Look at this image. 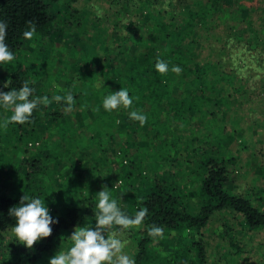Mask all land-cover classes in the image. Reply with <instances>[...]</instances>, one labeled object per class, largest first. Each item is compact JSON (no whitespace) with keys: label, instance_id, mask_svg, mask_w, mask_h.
Returning <instances> with one entry per match:
<instances>
[{"label":"trees","instance_id":"16d2710c","mask_svg":"<svg viewBox=\"0 0 264 264\" xmlns=\"http://www.w3.org/2000/svg\"><path fill=\"white\" fill-rule=\"evenodd\" d=\"M77 1L67 0L61 6L59 0H0V20L8 25L5 43L15 57L0 65V90L18 89L27 81L34 89L30 99L46 95L51 100L54 95L69 92L74 97L69 112H65L64 101L52 100L47 106L40 104L34 109L32 123L9 124L7 131L0 128V144L5 135L17 142L24 141L22 147L10 143L16 154L26 151L28 141L39 138L38 130L46 121L57 125V138L51 147L48 145L54 148V157L19 156L12 176L0 178V237L10 235L6 263L49 264L59 238L85 219L96 218L97 195L103 186H107L110 198L116 199L127 215L134 216L141 207L148 209L139 229L125 231L134 245L131 258L136 264H207L203 230L214 216L225 212L237 217L239 229L264 230V196L258 195L254 203L246 193L233 191L229 186V164L235 160L227 140L235 128L227 129L226 117L242 98L246 82H235L236 68L231 65V57L220 48L204 53L205 48L199 45V35L217 10L216 3L179 0L181 15L177 11L167 15V11L154 13L149 9V17L137 23L141 29L138 25L132 27L131 34L116 43L111 55L104 49L107 44L103 37L93 34L90 40L86 36L87 16L73 7L72 3ZM49 2L53 3L59 20L78 27L74 33L77 38L71 40L79 44L80 50L72 61L70 52L57 48V75L49 70L55 65L47 62L49 73L39 80L41 66L30 65L20 54L30 42L39 52L51 49L46 40L54 20ZM28 21L36 28L32 40L23 37ZM260 26L264 29V25ZM127 41L144 45L145 49L133 52L125 46ZM67 46L65 43L66 49ZM98 49L107 54L101 57ZM157 58L169 65L166 74L156 70ZM174 65L182 69L180 74L171 71ZM71 67L75 69L69 70ZM56 77L57 81L52 82ZM7 80L11 84L4 88ZM121 87L132 97V108L106 111L102 104L104 97ZM41 110H46L45 117ZM132 110L146 115L143 126L129 118ZM7 113L12 114L11 110ZM3 119L0 115V121ZM22 128L26 130L21 131ZM117 129L122 134L120 139L116 137ZM247 140L242 136L239 142L246 145ZM113 155L118 156L119 168L118 164L114 167L109 164ZM47 159L57 162V167L70 162V172L62 182L63 193L57 195L54 209L49 210L58 223L51 225L49 237L28 249L11 236L15 219L8 211L24 193L44 200L46 178L52 180L54 175L52 168L43 166ZM101 169L106 172L100 173ZM11 178L25 180L28 184L24 183V187H28L13 191L6 183ZM108 179L113 180L106 183ZM153 225L179 231L169 252H161L163 246L153 247L155 241L148 235V228ZM234 227L229 220L223 221L219 236L227 239L229 247L238 249L237 240L230 235ZM228 260L239 264L233 255Z\"/></svg>","mask_w":264,"mask_h":264},{"label":"rangeland","instance_id":"374dc122","mask_svg":"<svg viewBox=\"0 0 264 264\" xmlns=\"http://www.w3.org/2000/svg\"><path fill=\"white\" fill-rule=\"evenodd\" d=\"M211 1L216 3L217 10L211 15L209 22L203 26V32L199 35L201 41L199 45H201V48H205L204 53L212 51L213 48H220L219 51L231 57V65L236 68L237 78L235 82L237 84L246 82L242 98L236 102L233 111L226 117L227 129L235 128L227 140L235 160L229 164V186L233 191H243L250 197L252 202L257 203L258 195L264 196L263 187L260 186H264V29L260 26L264 25V0ZM66 2L67 0H59L61 6H65ZM178 3L179 0H78L72 5L79 8L87 16L86 36L90 38L94 34L96 37H103L107 44L104 49L112 52V55V49L116 46V43H120L123 37L131 34L132 27L138 25V29H141L137 23L149 17L147 15L149 9L153 10L154 13L158 11L165 13L167 11V15H172L175 11L177 13L181 12L178 9L181 4ZM97 6L103 12L102 17L96 14ZM49 11L54 17L53 28L46 38L48 44L51 45V49L46 48L43 52H39L35 48L36 46H33L34 44L30 42L20 54L30 65L38 63L41 66L39 80H43L49 73L48 64L50 62L55 66L49 70L54 71L53 73L57 75V48H63L65 52H70L69 57L72 61L78 57V51L80 50L79 44L71 40L77 38L74 33H77L78 27L72 23L67 26L68 22L64 24L59 20L51 2H49ZM248 17L250 18L248 19ZM261 18H263V21H261ZM249 20L252 21V24L249 23ZM82 38L86 39L84 36ZM90 40L92 39L90 38ZM149 41L154 43L151 40ZM65 43H68L67 49ZM71 45H74L75 48H72ZM125 46H128L133 52L145 49L144 45H134L131 41H127ZM98 52L101 57L107 54L103 52V49H98ZM73 69L75 68H69L71 71ZM54 81H57V77L52 80V82ZM243 98L247 101L241 102ZM40 113H43L45 117L46 110L43 112L41 110ZM7 114L9 113L3 107H0V115L5 117L8 116ZM89 117L92 119L91 115ZM85 121H88V118ZM39 124L36 126L37 129ZM27 126L29 127V125ZM25 130L21 129V131ZM38 131L39 138L28 141L25 147L26 151L16 153L19 155L14 154L10 146L15 142L22 147L24 141L19 140L17 142L15 138L9 139V136L5 135L4 142L0 144V178L7 179V177L12 176L16 165L19 164V156L29 159L33 156L46 154L54 157V148H49V146L51 147L53 139L57 138V125L46 121V124L41 126ZM121 135L117 129V139H120ZM242 136L248 139L246 141L247 146L239 142ZM117 157L113 155L110 158L111 162L109 161V164L111 167L117 164L118 168L120 167L121 164ZM97 163L100 162L97 161ZM53 164L54 162L50 159L43 163V166L52 168L54 174L52 180L46 178L47 185L45 184L44 187L46 188L43 192L49 210L54 209L57 195L63 193L62 189L65 186L62 187V182L70 172V162L68 164L61 163L58 167L57 162ZM104 172H106V169L100 170V173ZM18 175L19 177L22 176ZM112 180L108 179L106 183ZM6 183L13 191L18 190L17 192H20L21 187H28H24V183L25 185L28 183L20 178H11ZM70 186L72 189L74 188L73 185ZM73 192L75 193V191ZM95 219H85L78 226H94ZM225 220H229L235 226L230 235L237 240L236 243L241 249L229 247L227 239H222L219 236V231L222 229ZM237 225V217L233 216L231 212H225L212 218L203 230V237L207 244V264H237L228 260V257L231 259L232 255L236 257L235 261H239V264H264V230L246 231L239 229ZM74 228L64 237L59 238V242L54 248L55 253L66 251L71 246V241L67 237L71 235ZM108 231L110 233L119 230L113 227ZM163 231V238H155L153 247L160 249L163 246L161 252L166 253L174 246L179 231L170 229H163ZM9 237L8 234L0 237V264H7L6 255L9 251L6 244ZM121 239L125 244L123 252L131 257L134 245L130 236L124 234ZM164 241L165 244H163ZM228 251H231L230 255H227Z\"/></svg>","mask_w":264,"mask_h":264},{"label":"clouds","instance_id":"9594fccd","mask_svg":"<svg viewBox=\"0 0 264 264\" xmlns=\"http://www.w3.org/2000/svg\"><path fill=\"white\" fill-rule=\"evenodd\" d=\"M96 14L100 17L103 16V12L98 6ZM27 24L28 29L23 32V37L32 40L36 28L31 21H28ZM7 27V23L0 20V65L15 59L5 43ZM155 68L162 75L169 71V65L159 58H157ZM171 71L180 74L182 69L174 65L171 67ZM10 84L11 81L7 80L3 86L8 88ZM33 91L34 89L29 87L27 81L23 82L18 89L0 90V106L6 111L11 110L12 112L10 116H5L0 121V128L7 131L9 124L32 123L31 117L34 109L40 104L47 106L52 100L57 103L64 101L67 105L65 112L72 110L74 97L70 92L63 96L54 95L51 100L46 95L30 99ZM137 99L139 98L137 97ZM102 104L103 108L109 112L119 108L131 109L133 99L128 90L121 87L120 90L104 97ZM96 110L98 111L99 108ZM128 114L130 119L139 121L141 126L147 122L146 115L138 110H132ZM95 207V225L88 227L77 225L71 235L67 237L71 241V246L66 251H59L51 256L49 264H136L133 258L123 252L125 244L121 237L126 230L139 229L143 225L148 209L141 207L134 216L127 215L118 206L117 200L110 198L107 186H103L98 191ZM8 215L15 219V224L10 229L11 236L28 249L33 248L36 242L42 238L49 237L53 231L51 225L58 223V219L54 220L49 214L45 200L39 197H30L26 193L21 196L17 205L10 207ZM114 226L119 231L109 233L108 230ZM148 235L153 239L157 237L162 239L164 231L161 227L153 225L148 228Z\"/></svg>","mask_w":264,"mask_h":264}]
</instances>
